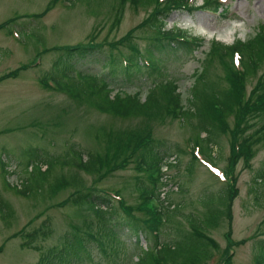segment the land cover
<instances>
[{"label":"rangeland","instance_id":"rangeland-1","mask_svg":"<svg viewBox=\"0 0 264 264\" xmlns=\"http://www.w3.org/2000/svg\"><path fill=\"white\" fill-rule=\"evenodd\" d=\"M116 1L0 0V24L7 22L5 27L0 28V76L26 65L18 71L16 78H6L0 82V160L5 161L8 172L4 174L0 167V196L14 210L10 221L4 222L0 218V264H35L42 253L59 248L65 234L72 231L74 226L96 225L90 204L59 205L70 196L71 188L63 186L53 197L47 192L48 185L56 176H71L76 171L68 166L52 169L40 194L25 197L14 192L8 184L17 188L24 186L21 180L26 178L30 169V166H25L30 158L28 153L37 152L40 160L56 157L65 160L73 155L72 148L86 159L89 154H101L103 151L104 142L95 137L100 129H136L141 124L142 119H121L99 113L77 103L64 92L44 88L39 82L45 75L56 72L53 64L61 53L53 50L55 46L89 42L90 39L102 42L100 49L103 52L87 59L70 60L69 74L72 79L78 74H95L98 78L107 74V61L103 58L110 51L108 42L118 39L138 24L152 8L127 3L118 27L111 28ZM192 1L196 5L201 3V0ZM222 3L227 8L224 17L219 12L172 10L164 20V29H170L173 25L186 29L202 38L201 47L193 52L184 49H169L167 54L154 52L160 59V77L150 74L145 68L128 81L120 75L117 82L121 84L111 85L114 91L119 89L122 94H135L143 100L153 79L172 80L181 93V103L192 109L193 87L208 88L207 92L226 89L227 81L219 60L210 64L206 61L211 40L231 44L252 38L258 31V25L264 24V0H222ZM153 34L152 27L139 28L134 32L131 43L144 51ZM122 49L128 51L127 48ZM37 56L40 58L37 59ZM206 64L209 71L204 78H199ZM254 81L247 82V92ZM233 119V116L227 118L230 126ZM197 121V118H189L188 121L167 118L164 122H151L155 140L153 148L160 154L164 153L161 186L158 189L166 193L161 194L165 204V213L161 217L163 224L159 228L161 249L154 245L153 235L144 230L140 222L138 225L145 232L137 231L135 234L132 229L123 230L125 224L118 219H109L107 227L115 229V233H112L115 253L105 256L94 245L90 257L76 264H140L144 257H170L169 251L177 248L192 232V224L187 223L185 215L202 218L206 213L205 201L217 200L216 206L224 202L227 182L222 177L230 155L229 137L219 133L211 138V152L216 159L214 165L205 156L207 152H204L205 155L201 152L199 140L205 136V132ZM254 121L251 130L263 122L258 119ZM254 149L250 165L239 160L233 168L238 194L231 206V236L233 240L244 242L232 247L231 264H256L259 245L264 246V241H260L264 240V185L260 182V175L264 172V141L255 145ZM195 150L203 156L191 162V152ZM142 172L132 162L125 169L108 172L107 176L96 182L92 176L77 171L84 186L95 183L99 188L119 193L127 204L134 207L135 216L145 217L143 211L137 210L140 201L137 186L148 185L147 175ZM151 203L158 208L160 206L155 200ZM169 203L176 204L178 209L168 212ZM43 220L49 224L50 233L44 238L37 237L32 247L23 246V232L37 227ZM219 220L214 228H205L218 247H211V257L204 264H222L229 220L223 215ZM189 243L186 240L183 245ZM111 245L109 241L108 253ZM174 254L177 253L172 252L169 259L163 258L162 264H181L183 258L179 254L174 258Z\"/></svg>","mask_w":264,"mask_h":264},{"label":"trees","instance_id":"trees-1","mask_svg":"<svg viewBox=\"0 0 264 264\" xmlns=\"http://www.w3.org/2000/svg\"><path fill=\"white\" fill-rule=\"evenodd\" d=\"M93 1L89 0V3ZM116 2L111 28L118 27L123 17V8L127 3L135 7L147 8L151 6L152 8L138 24L128 29L118 39L108 42L110 51L107 57L103 58L107 61V74L103 78H98L95 74H78L75 79H72L69 74V72L71 73L70 60L87 59L103 52L100 49L102 42L98 43L94 39H90L89 42L55 46L53 50L61 53L53 64L56 72L45 75L39 79V82L44 88L64 92L77 103L99 113L121 119H142L141 124L136 129H110V131L100 129L96 132L95 137L101 138L104 142L103 151L101 154H89L86 159L72 148L73 155L66 157L65 160H60V157L52 160H40L37 152H30L28 153L30 158L25 163V166H30V169L26 178L21 180L24 186L17 188L15 185L5 182L15 193L30 197L31 194H40L52 169L56 166H68L69 169L72 168L76 171L72 175L70 174L71 176L64 174L56 176L48 185L47 192L53 197L63 186L71 188L70 196L59 202V205L90 204L96 218L94 227L92 224L74 226L72 231L65 234L59 248H51L46 253H42L39 261L35 264H76L90 257L94 245L105 256L114 254L115 238L112 233H115V229L107 227V221L115 218L125 224L123 230L132 229L135 234L137 231L145 232L144 230H146L152 234L154 245L161 249L159 228L162 214L165 213L163 212L165 204L164 199L160 198L161 191L158 189L161 186L160 168L164 153L160 154L153 148L155 140L151 122L160 123L167 118H183L186 121L189 118H197V124L205 132V136L199 140L202 147L201 152L204 155V152H207L205 156L212 161H216V159L211 152L213 143L211 138L215 137L214 134L218 135L219 133L228 135L230 155L227 157L224 169L229 179L227 180L225 200L219 204L220 206L215 205L219 202L217 200H207L205 201L206 213L202 218H196L191 214L185 215L187 223L192 224V232L180 242L177 248L169 251L170 257L159 255H155L151 259L144 257L140 264H162V259L171 258L172 252L177 253L174 254V258H177L178 254L183 258L181 264H204L211 257V247H218L217 242L207 235L205 228H214L218 225L222 215L229 220V229L226 233L227 243L222 251V264H231L232 247L244 242V240H233L231 236V206L238 194L233 168L239 160L250 165L249 161L256 150L254 146L264 141V24L258 25L257 33L245 41L237 40L230 45L211 41L206 61L210 64L219 60L227 81V88L207 92L208 88L193 87V108L191 109L181 103V93L177 84L172 80L153 79L152 86H149V91L143 100L135 94H122L119 89L114 91V86L111 85L112 83L121 84V82H117V77L119 78L120 75L123 77L122 79L128 81L131 76L144 68L150 74L160 77L162 71L160 59L155 56L154 52L167 54L170 52L169 49H184L189 52L197 50L201 46V39L190 38L185 31L176 28L165 30L162 28L165 24L164 20L168 18L172 10L188 12L198 9L217 10L221 4L219 0H203L199 6L190 4L188 0H117ZM4 25L6 22L0 24V28ZM147 26L152 27L155 34L149 37L150 42H147L145 50L140 51L136 45L131 43V39L137 29ZM123 47L128 51L121 50ZM235 51L240 55L239 67H236L232 62ZM208 64L203 66L199 78H204L208 73ZM25 67L26 65H22L20 69ZM19 70L15 69L3 74L0 76V82L6 78L17 77ZM253 79L255 80L254 84L247 92L246 84ZM230 116L234 117L231 126L227 123V118ZM255 119L263 122L258 128L251 130L254 127ZM194 160H196V156L192 153L191 162ZM132 162L137 164L138 171L146 173L148 179V185L137 186L140 199L137 210L147 214L145 217L135 216L134 207L127 204L126 200L118 193L116 199L111 197L105 189L97 187L95 183L84 186L77 173L78 171L90 175L97 182L107 176L108 172L125 169ZM43 165L46 168H42ZM0 167L4 174H8L3 159L0 160ZM260 182L264 185V172L260 175ZM151 199L159 201L162 209L155 211L151 207ZM177 207L176 204L169 203L167 211H176ZM13 214L14 210L11 205L0 196V218L4 222H8ZM138 222L141 223L144 230L138 225ZM49 233V224L43 220L37 227L23 232L22 245L32 247L31 245L37 237L44 238ZM186 240H189L190 243L185 246L183 243ZM109 241L112 247L108 253ZM257 241L259 242V240ZM186 249L188 250L187 254ZM258 249L256 264H264V246L259 245ZM183 251H185L184 255Z\"/></svg>","mask_w":264,"mask_h":264}]
</instances>
